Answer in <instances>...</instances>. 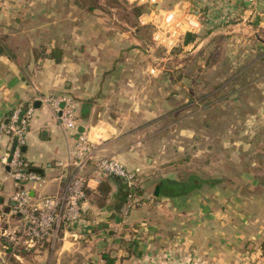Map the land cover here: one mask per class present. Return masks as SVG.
<instances>
[{
    "label": "crops",
    "instance_id": "obj_1",
    "mask_svg": "<svg viewBox=\"0 0 264 264\" xmlns=\"http://www.w3.org/2000/svg\"><path fill=\"white\" fill-rule=\"evenodd\" d=\"M123 4L140 13L118 17L108 0H0V124L16 106L35 108L23 157L41 181L25 186L34 200L75 173L91 176L80 223L62 229L56 247L43 242L15 259L264 264V0ZM187 32L195 38L183 44ZM44 94L73 102L76 130ZM88 130L97 157L140 169L129 210L117 205L113 178L74 165L77 133ZM13 192L0 162V226L13 219Z\"/></svg>",
    "mask_w": 264,
    "mask_h": 264
},
{
    "label": "built area",
    "instance_id": "obj_2",
    "mask_svg": "<svg viewBox=\"0 0 264 264\" xmlns=\"http://www.w3.org/2000/svg\"><path fill=\"white\" fill-rule=\"evenodd\" d=\"M248 6H254L258 0H244ZM41 101L48 104L66 129H77L73 102L65 96L44 94ZM35 112L32 104L26 107L16 106L8 121L0 124V139H8V149L0 155V162L13 180L14 192L9 208L10 218L6 226H0V234L7 238L3 247L9 255L18 258L21 252L31 251L43 242L52 247L60 239L64 228L74 227L81 221L86 189L91 179L89 171L75 173L67 185L57 194L32 198L26 183L38 184L41 181L37 173L30 171L28 161L23 157L22 147L29 122ZM14 141V145H13ZM97 142L91 132L77 133L74 145V165L79 169L87 166L93 173L116 176L123 179L127 186L134 187L141 171L138 167L128 169L114 158L97 157ZM132 201L126 204V210L132 207Z\"/></svg>",
    "mask_w": 264,
    "mask_h": 264
},
{
    "label": "rangeland",
    "instance_id": "obj_3",
    "mask_svg": "<svg viewBox=\"0 0 264 264\" xmlns=\"http://www.w3.org/2000/svg\"><path fill=\"white\" fill-rule=\"evenodd\" d=\"M124 1V0H123ZM123 1H121V0H108V2L110 3V4H112V5H114V6H117V16L118 17H121V18H124V19H133V18H135V13L132 11V9H128L127 8V10L126 11H122L121 9H123L124 8V4H123ZM167 1V0H166ZM94 2V4H95V1H93ZM131 5V4H130ZM101 7V6H100ZM121 8V9H120ZM185 23H182V25H184ZM147 31H145V33H146ZM181 43V42H180ZM147 46H149V45H147ZM151 46V45H150ZM158 46V45H157ZM180 46V44H178V45H175L174 46V48H176L178 51V53H180V50H182L183 48H181V47H179ZM155 48L157 49V53L158 54H160L161 55V57L162 58H160V61H161V63H168V62H166V59H167V57H166V54H164L163 52V46H158V47H156L155 46ZM160 57V56H159ZM180 57H178V59H179ZM183 58H184V56L183 57H181L179 60L181 61V62H183ZM156 61H158L159 62V60H156ZM180 61H178V62H180ZM185 72L183 71L182 72V74H180V75H178V80L179 79H181L184 75ZM12 221H14V219H12ZM6 240H7V238H5L4 236H2L1 234H0V256L1 257H3L6 261H7V263L8 264H19L18 262H17V260L14 258V257H12V256H10L9 255V250H6L4 247H3V245H5V243H6ZM59 241V240H58ZM57 241V242H58ZM56 242V243H57ZM57 246V244H55V247ZM20 264H24V263H20Z\"/></svg>",
    "mask_w": 264,
    "mask_h": 264
},
{
    "label": "trees",
    "instance_id": "obj_4",
    "mask_svg": "<svg viewBox=\"0 0 264 264\" xmlns=\"http://www.w3.org/2000/svg\"><path fill=\"white\" fill-rule=\"evenodd\" d=\"M131 9L135 13V15L140 13V10H141V8L136 6V5H133V7ZM194 38H195L194 34L187 32V33L184 34L182 43L183 44H187L190 41L194 40ZM7 144H8V140H7ZM108 177L109 178H113V180L115 182H117V185H118V191H117V194H116L117 205L119 207H125L126 208L127 202L129 200H131L132 204H133L132 207H133L136 202L134 201V199H131L133 197V195H134V191L132 192V187L129 188L127 186L126 182L123 179H121L120 177L110 176V175H108ZM100 191H102V190L100 189ZM102 193H103V191H102ZM102 256L106 260V264H112V261H113L112 258H110L106 254H103Z\"/></svg>",
    "mask_w": 264,
    "mask_h": 264
},
{
    "label": "water",
    "instance_id": "obj_5",
    "mask_svg": "<svg viewBox=\"0 0 264 264\" xmlns=\"http://www.w3.org/2000/svg\"><path fill=\"white\" fill-rule=\"evenodd\" d=\"M13 145H14V141H13ZM24 150H25V148L22 147V152H23ZM6 169H8V168H6ZM29 170L32 171V172H34V173H41V172H42V170H41L40 168H37V167L30 168ZM98 176H100V177H104L105 175L102 174V173H100V174H98ZM11 205H14V203L11 202V204L7 206V209H6L5 211H8V208H9V206H11ZM83 207H84V204H83ZM0 264H8V263H7V261H6L3 257L0 256Z\"/></svg>",
    "mask_w": 264,
    "mask_h": 264
}]
</instances>
